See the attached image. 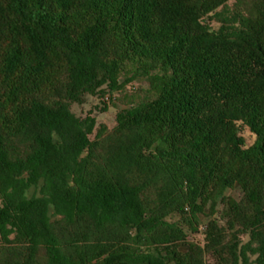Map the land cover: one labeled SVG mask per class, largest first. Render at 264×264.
<instances>
[{"label":"trees","instance_id":"1","mask_svg":"<svg viewBox=\"0 0 264 264\" xmlns=\"http://www.w3.org/2000/svg\"><path fill=\"white\" fill-rule=\"evenodd\" d=\"M207 256L264 264V0H0V264Z\"/></svg>","mask_w":264,"mask_h":264},{"label":"rangeland","instance_id":"2","mask_svg":"<svg viewBox=\"0 0 264 264\" xmlns=\"http://www.w3.org/2000/svg\"><path fill=\"white\" fill-rule=\"evenodd\" d=\"M250 1V0H245ZM142 83V82H139ZM137 84H135L134 89L136 88ZM114 94L108 93L106 96H92L88 95L85 99V102L82 105L74 104L72 105V110L74 113L79 117H86L92 116L96 118V128L102 126H106L107 128L111 129L116 124V113L122 107L114 100ZM241 134L245 137L248 144H251L254 140L253 134L247 127H241ZM93 137V136H92ZM225 195L232 196L236 199H239L242 196V191L239 187L234 189H227L225 191ZM220 202V201H218ZM218 209V216H223L225 214V207L221 202L217 206ZM173 221L178 220V217L174 216L171 217ZM207 264H217L216 261L211 257H206Z\"/></svg>","mask_w":264,"mask_h":264}]
</instances>
